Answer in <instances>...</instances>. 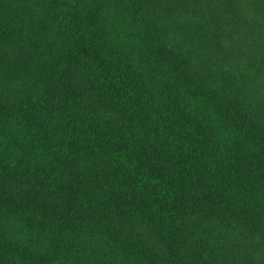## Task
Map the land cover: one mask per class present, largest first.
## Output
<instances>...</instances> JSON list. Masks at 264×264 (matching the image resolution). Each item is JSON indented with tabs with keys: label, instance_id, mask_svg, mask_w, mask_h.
<instances>
[{
	"label": "trees",
	"instance_id": "1",
	"mask_svg": "<svg viewBox=\"0 0 264 264\" xmlns=\"http://www.w3.org/2000/svg\"><path fill=\"white\" fill-rule=\"evenodd\" d=\"M0 264H264V0H0Z\"/></svg>",
	"mask_w": 264,
	"mask_h": 264
}]
</instances>
